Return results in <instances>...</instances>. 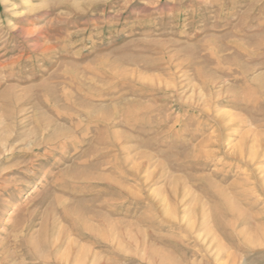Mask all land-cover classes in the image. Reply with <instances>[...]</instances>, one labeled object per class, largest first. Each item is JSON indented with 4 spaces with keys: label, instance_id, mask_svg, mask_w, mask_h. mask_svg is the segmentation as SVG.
I'll list each match as a JSON object with an SVG mask.
<instances>
[{
    "label": "rangeland",
    "instance_id": "rangeland-1",
    "mask_svg": "<svg viewBox=\"0 0 264 264\" xmlns=\"http://www.w3.org/2000/svg\"><path fill=\"white\" fill-rule=\"evenodd\" d=\"M25 163L0 264H264V0H0Z\"/></svg>",
    "mask_w": 264,
    "mask_h": 264
},
{
    "label": "bare ground",
    "instance_id": "bare-ground-1",
    "mask_svg": "<svg viewBox=\"0 0 264 264\" xmlns=\"http://www.w3.org/2000/svg\"><path fill=\"white\" fill-rule=\"evenodd\" d=\"M260 7V6H259ZM257 25V24H256ZM258 26V25H257ZM261 39H263L262 37H261ZM258 41V40H257ZM260 44V43H259ZM258 44V45H259ZM262 44V43H261ZM257 45V44H256ZM260 47V46H259ZM254 50V49H253ZM257 52V51H256ZM97 114V113H96ZM92 116V115H91ZM14 156V155H13ZM29 157H30V155H29ZM32 157V156H31ZM40 166H41V164H40ZM22 167L24 168V169H22L21 171H19L18 169L16 170V172H18V175L19 176H17V177H11V178H6V177H4V178H0V181L1 182H3L1 185H0V194L1 195H3V196H7V197H12L13 198V196L14 195H16V193L19 191V185H21V183H24L23 181H25V180H23V179H27V178H32L34 175H32V174H28V172H27V170H29V169H32V165H29V164H27V163H25V164H23L22 165ZM35 170V169H34ZM15 172V171H14ZM20 173V174H19ZM34 173V172H33ZM35 174V173H34ZM3 177V176H2ZM84 180V179H83ZM96 180V179H95ZM90 181V180H89ZM57 185V184H56ZM17 195H19L18 193H17ZM16 195V196H17ZM15 197V196H14ZM48 197V196H47ZM11 198V199H12ZM10 199V200H11ZM15 199V198H14ZM49 199H51V197L49 198ZM40 200V199H39ZM41 200H42V198H41ZM45 200H47V199H45ZM44 200V201H45ZM6 201V200H5ZM7 202H8V199H7ZM11 202V201H10ZM9 203V202H8ZM27 208V207H26ZM25 208V210L24 209H22V211H21V213H19L20 215H18L19 217H18V219H17V221H16V223H15V229H14V231H15V233H20V234H23L25 231H27L28 229H29V227H30V222H31V220H32V218H33V216H34V214L35 213H32V215H29L28 213H27V210L28 209H26ZM53 208V207H52ZM237 224V223H236ZM224 231V230H223ZM257 232V231H256ZM225 233V232H224ZM61 236V235H60ZM214 237V236H213ZM232 238V237H231ZM235 239V238H234ZM214 240V239H213ZM233 240V239H232ZM246 241H247V244L249 245V244H252V245H255L256 243L254 242V241H252L251 239H245ZM264 241V240H263ZM261 242V241H260ZM222 245V244H221ZM239 247V246H238ZM81 261H82V259H81Z\"/></svg>",
    "mask_w": 264,
    "mask_h": 264
}]
</instances>
